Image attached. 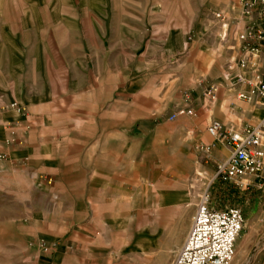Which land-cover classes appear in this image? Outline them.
<instances>
[{
	"label": "rangeland",
	"instance_id": "1",
	"mask_svg": "<svg viewBox=\"0 0 264 264\" xmlns=\"http://www.w3.org/2000/svg\"><path fill=\"white\" fill-rule=\"evenodd\" d=\"M242 12L239 0H0V264H170L205 189L211 207L241 210L231 264L264 247V175L215 176L228 153L206 131L239 125ZM83 134L91 162L74 189L42 147Z\"/></svg>",
	"mask_w": 264,
	"mask_h": 264
},
{
	"label": "built area",
	"instance_id": "2",
	"mask_svg": "<svg viewBox=\"0 0 264 264\" xmlns=\"http://www.w3.org/2000/svg\"><path fill=\"white\" fill-rule=\"evenodd\" d=\"M239 1L250 25V30L241 39L250 41L251 45L236 61L239 73L233 76V84L244 86L238 89V98L250 100L256 97L264 104V0ZM216 18L222 21L224 16L219 12ZM208 92L213 97L214 88L210 87ZM18 110L24 112L25 108L19 106ZM178 113L191 114V110H180ZM206 131L228 149L227 157L216 165L215 176L242 182L248 177L255 179L264 175V116L255 126L241 129L213 119L207 124ZM199 150L208 157L211 145L200 144ZM242 224L240 209L212 208L209 193L207 189L203 190L195 205L189 229L170 264H230Z\"/></svg>",
	"mask_w": 264,
	"mask_h": 264
},
{
	"label": "crops",
	"instance_id": "3",
	"mask_svg": "<svg viewBox=\"0 0 264 264\" xmlns=\"http://www.w3.org/2000/svg\"><path fill=\"white\" fill-rule=\"evenodd\" d=\"M225 35V34H223ZM34 75H38L37 71ZM41 75V73H40ZM41 77V76H40ZM235 90H238L244 86L235 85ZM33 89V88H32ZM37 91L38 88H36ZM45 91V90H44ZM47 93H52V91L48 88ZM231 96V95H230ZM79 99L76 97V101ZM28 103V104H27ZM26 105H29L30 108L35 109V115L43 116L45 112L43 111V103L41 101L35 100L33 102L27 101ZM25 105V106H26ZM236 117H239V125L237 129H241L245 126H255L261 118L264 116V104L258 100L256 97L250 100L240 99L237 97L236 99ZM8 117H12V115H8ZM234 127L235 125L232 124ZM48 128L45 124L41 126L43 129L42 132H45L44 129ZM79 133L82 134V129L78 128ZM56 129L50 131V133L54 134L53 137H58L59 132L56 133ZM48 132V131H46ZM49 133V132H48ZM56 133V134H55ZM81 139H70L67 137L66 140L51 142L48 146L45 144L42 147V155L45 163V168L48 165L53 166V170H60V166H67V171L69 173L68 181L71 182L69 187L74 189L85 188L86 181L88 179V175L85 169L86 164H90L91 157V147L92 141L90 136L81 135ZM214 149L216 151V155L218 159L226 156L228 153V149L226 146L222 144H218L216 142H212ZM262 144L264 146V136L262 137ZM48 168V167H47ZM46 170V169H45ZM180 206L185 207V202H182ZM213 208V207H212ZM216 209V208H214ZM264 264V247L258 252L255 253H245L243 264ZM231 264V263H230Z\"/></svg>",
	"mask_w": 264,
	"mask_h": 264
}]
</instances>
